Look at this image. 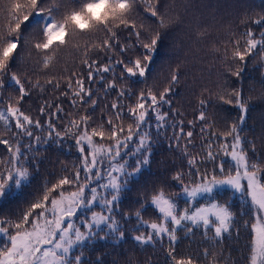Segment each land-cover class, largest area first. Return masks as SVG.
<instances>
[{
    "label": "snow or ice",
    "instance_id": "snow-or-ice-1",
    "mask_svg": "<svg viewBox=\"0 0 264 264\" xmlns=\"http://www.w3.org/2000/svg\"><path fill=\"white\" fill-rule=\"evenodd\" d=\"M138 5L143 6L145 14L157 19L159 28L167 27L159 12V0H23V3L10 0L7 31L0 32V105H4L0 107V145L5 149V155L0 156V200L31 185L42 162L38 159L41 144L60 145L65 137H69L75 141L80 162L73 166L70 174L61 175L54 181L45 179L25 201L26 206L13 214L14 219L0 216V237H3L0 240V264H104L102 254L91 259L89 246L95 252L98 241L119 243L127 239L130 231L131 238L140 246L162 243L167 237L166 264H199L196 257L178 255L176 249L179 232L188 236L194 229H202L205 238L214 242L212 251L209 248L203 250V255L209 258L208 264H236L230 257L226 260L222 252L215 251L234 231L239 234L233 197L249 202L244 212L249 216L244 220V227L250 230L245 264H264V158L259 156L256 141L241 135L249 111L248 102L240 89L217 93L216 99L234 105L239 116L226 130L211 131L208 136L205 133L212 125L203 124L200 134L206 141L205 155L202 159L199 153L193 155L189 151L190 145L195 147L193 131L185 132L183 120L170 124V113L163 110L164 105H171L169 93L180 81L179 66L172 72L168 85L158 93L151 88L134 93L130 86L117 83L131 78L146 79L163 39L161 31L137 24L133 16L139 14L136 12ZM251 23L264 25V15L252 19ZM124 30L128 32V39L122 42L119 33ZM96 31L104 33V37L99 42H89L90 37L85 40L82 63L88 68V81L95 80V74H100L99 79L103 82L104 73H113L104 88L106 93L116 91L117 94V99L107 106L110 114L102 116L100 122L91 127L93 117L85 111L59 128L54 120L61 119L59 113L63 108L60 105L45 102L39 108V113L47 116L43 123L26 113L21 107L25 97L30 95L25 83L41 91L44 87L39 80L33 82L27 74L13 71L22 58L21 50L31 45L41 54L43 69H47L55 50L66 46L77 32ZM33 33L39 38L34 39ZM133 36L135 40L131 39ZM231 43V60L236 66L228 65L230 75L241 76L247 57L260 55L264 60V31L257 37L249 28ZM136 48L142 51L125 58L130 49ZM227 52L226 49L225 60L228 59ZM100 53L106 57L103 64ZM117 55L120 58L113 59ZM116 65L120 66L119 77L115 74ZM46 83L56 89L61 86L54 78H49ZM7 88L14 89L18 95L5 97ZM66 89L61 95L70 96L73 107L79 103L94 109L97 105L91 87H85L83 76L77 77L73 72L66 78ZM132 96H135L134 104H121L125 97ZM199 106L196 120L203 123L207 119L208 100L200 99ZM53 107L56 111L48 112ZM150 116L155 118V134L151 131ZM125 119L130 122L125 124ZM188 124L194 127L195 121L189 120ZM169 127L173 129L171 137L164 131ZM34 129L46 132V135H37ZM9 133L11 139L7 138ZM161 136L168 141L170 149L179 150L186 159V167L173 171L168 177L179 185V190L171 194L166 192L168 184L162 183L149 191L138 179L151 165L153 145ZM212 137L219 142L215 152ZM261 139L264 143V138ZM182 140L185 141L183 144ZM130 160L134 163H129ZM134 184L139 185L136 188L137 207L130 212H121L118 219L116 212L120 202ZM226 189L230 191L221 201V194ZM180 197L186 198L183 207ZM200 197L208 199L200 203ZM97 203L101 206L98 211L94 210ZM149 206L158 214L156 219H145L144 213ZM81 209L89 210L88 214L78 216ZM133 217L135 222L129 229L126 225Z\"/></svg>",
    "mask_w": 264,
    "mask_h": 264
},
{
    "label": "trees",
    "instance_id": "trees-1",
    "mask_svg": "<svg viewBox=\"0 0 264 264\" xmlns=\"http://www.w3.org/2000/svg\"><path fill=\"white\" fill-rule=\"evenodd\" d=\"M23 3V0H20ZM10 0H0V32L6 33L10 20L8 16V5ZM136 15L137 24L143 23L146 29L159 30L163 33V39L158 45L154 54L150 71L147 78H131L127 81H117L118 85H126L132 88L134 93L140 90L151 88L154 92L161 91L168 85L170 76L179 66L180 81L175 85L173 91L169 93L168 98L171 105H164L163 110L169 111V123L183 120L185 132L191 130L194 135L192 138L193 148L189 146V151L195 155L199 153V158L205 155V140L201 138L200 128L203 124L212 125L205 133L208 136L211 131H224L227 126L236 121L239 116V110L234 105L223 104L216 99V94L222 91L231 92L233 89L242 90L243 98L248 102L249 111L247 118L242 126L241 135L247 140H255L259 156L264 158V60L260 55H253L246 58V66L240 77L232 76L228 73V65L236 66L231 60L232 41L239 39L241 34L247 29H251L257 37L261 31H264V25H255L251 23L252 19H257L264 15V0H159V12L165 18L167 27L159 28L158 21L154 17H150L143 12V6L138 5ZM22 28L24 26L22 25ZM27 34L28 29H24ZM203 33L202 36L198 33ZM121 41L128 39L127 30L120 31ZM91 38L89 42H99L103 39L104 33L88 32L81 34L77 32L71 41L66 45L55 50L54 59L47 69L42 67V56L37 53L31 45L21 50L22 58L17 61V65L13 67V71L21 74H27L33 82L39 80L44 87V91L39 88H31L25 83V87L30 89V95L26 96L22 102V109L32 115L36 119H40L43 123L46 115L39 113V108L45 102L52 105H60L63 111L59 113L61 119L54 120L59 128L71 118L78 117L79 114L87 111L92 115L93 120L90 126L95 127L102 116L110 114L109 106L117 99L116 91L105 92L106 83L113 78V73H104V81L99 79L100 74H95L96 79L87 80L88 68L82 63L83 46L86 39ZM33 38L38 39V35L33 33ZM67 39V38H66ZM135 40L133 36L131 38ZM243 44V40H241ZM79 46V47H77ZM228 50V59L225 60V50ZM142 49H130L125 54V58L134 57ZM259 49H257V52ZM91 56L97 54L90 53ZM100 63L106 62L104 54L100 53ZM120 58L118 55L113 59ZM116 76L119 77L120 66L116 65ZM75 72L77 77L83 76L85 79V87H91L97 105L93 109L90 105L81 106L79 103L75 107L71 104L70 96L61 95L66 91V78ZM49 78L59 80L60 88L56 89L53 85H49L46 81ZM64 78V79H61ZM23 79V75H22ZM75 79V78H74ZM75 89V85H73ZM18 95L12 88H7L4 96ZM250 98V99H249ZM208 100L206 109L207 119L201 123L196 120L199 114V100ZM135 103V96L131 98L125 97L121 104L126 106ZM4 105H0L3 107ZM175 110L173 112L172 110ZM56 109L49 108L48 112H55ZM176 113H182L178 115ZM71 114V115H69ZM152 123L151 131L155 134V118L150 116ZM189 120L195 121V126L190 127ZM128 121L125 119V124ZM2 130V125H0ZM178 130V129H177ZM37 135L44 136L46 132L35 130ZM169 137L173 134L171 127L164 130ZM11 139V134H8ZM186 139V138H185ZM213 141V151L218 150L219 142L215 137ZM107 141H105L106 143ZM185 141L182 140L181 144ZM40 154L38 159L42 161L39 166V172L35 175L31 185L25 186L15 195H9L5 199L0 200V216H11L24 208L31 193L38 189L45 179L54 181L61 175L70 174L73 166L78 165L79 153L75 147V141L69 137H65L60 145L48 144L39 145ZM5 155L4 146L0 145V156ZM227 159V158H225ZM129 163H134L130 160ZM209 168L211 164L207 165ZM186 167V159L181 152L175 148L168 147V141L163 137H159V141L153 145L152 163L143 172L138 179L140 184L145 185L149 191L153 187H158L165 183L169 186L166 192L169 194L179 190V185L168 180L169 175L178 169ZM67 168V172L62 170ZM139 185H132L129 191L120 202L119 209L116 212L117 218L120 219L121 212H130L137 207L135 204L138 199L136 188ZM228 191L225 190L221 194V201L227 196ZM185 197H180V206H184ZM208 197H200L199 202L203 203ZM100 205H94V210H100ZM233 210L237 213V228L239 234L234 231L228 236L221 247L215 248V251L222 252V256L227 260L236 264H245L244 258L249 252L250 230L244 227V220L249 219L245 215V210L249 207V202L241 201L239 197H233ZM84 211L88 214L87 209ZM157 213L150 206L144 213L145 219L152 220L157 218ZM81 216V213L78 214ZM86 216V215H84ZM135 218L126 225L132 229ZM123 223V221H121ZM132 232L128 233V237L124 241L114 243L112 241H98L96 243V251L92 246L88 248L91 259H95L96 254H102L104 264H166V249L169 246L167 237L163 242H157L155 245L140 246L132 238ZM180 239L177 242L178 255H192L196 257L199 264H208V259L203 255L204 248L213 250V243L205 238L202 229H194V233L185 236L183 231L179 232ZM211 236V232H209ZM3 240V237H0Z\"/></svg>",
    "mask_w": 264,
    "mask_h": 264
},
{
    "label": "rangeland",
    "instance_id": "rangeland-1",
    "mask_svg": "<svg viewBox=\"0 0 264 264\" xmlns=\"http://www.w3.org/2000/svg\"><path fill=\"white\" fill-rule=\"evenodd\" d=\"M79 213H81V216L80 217H83L84 215H87V213L84 211V209H81Z\"/></svg>",
    "mask_w": 264,
    "mask_h": 264
}]
</instances>
